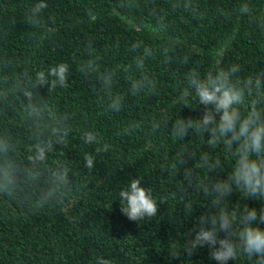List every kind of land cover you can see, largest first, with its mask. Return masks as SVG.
<instances>
[{"label": "trees", "instance_id": "16d2710c", "mask_svg": "<svg viewBox=\"0 0 264 264\" xmlns=\"http://www.w3.org/2000/svg\"><path fill=\"white\" fill-rule=\"evenodd\" d=\"M36 2L0 0V89L9 90L6 99L0 97V131L15 136L20 144L17 156H26L31 124L23 120V96L13 85L26 84L37 70L68 63L67 87L51 94L47 85L33 91L70 117L67 143L57 146L49 161L67 163L73 184L61 199L44 207L35 203L43 194V180L13 199H0V264H97L100 257L112 264H218L207 245L191 256L183 250L179 257L171 255L194 238L197 220L208 206L197 196L192 213L185 215L189 201L182 203L176 189L182 175L164 169L185 147L197 157L208 153L221 160V178L233 163L222 144L210 149L191 132L184 141L174 140L169 120L155 133L151 122L202 115L204 106L198 101L181 99V82L193 68L204 74L236 65L243 76L264 70V0H45L41 26L31 21ZM244 4L248 13L239 11ZM138 42L154 50L146 67L156 87L133 96L129 81L139 73L131 46ZM89 45L97 67L116 72L112 91L126 97L119 113L104 110L99 83L79 71ZM84 130H95L109 150L97 153L99 145L85 144ZM86 153L94 156V168L85 167ZM194 164L195 158L186 153L185 166ZM197 175L203 179L205 172L197 169ZM141 177L142 186L167 194L168 200L157 217L139 222L123 214L118 194L131 179ZM228 201L232 208L239 203L258 211L264 203L241 198L236 191ZM228 264L252 262L242 257Z\"/></svg>", "mask_w": 264, "mask_h": 264}, {"label": "clouds", "instance_id": "9594fccd", "mask_svg": "<svg viewBox=\"0 0 264 264\" xmlns=\"http://www.w3.org/2000/svg\"><path fill=\"white\" fill-rule=\"evenodd\" d=\"M48 7L45 0H37L31 8V21L41 26L40 14ZM241 13H248L247 4L240 7ZM131 50L137 55L134 64L137 78L129 81V93L143 95L156 87V80L147 72L146 62L154 55L148 45L134 43ZM88 58L79 66V71L86 78H95L103 96L101 104L106 112L119 113L123 110L126 97L112 91L116 72L111 69L101 71L93 57V50L87 48ZM167 62V60L165 61ZM184 64L188 60H184ZM70 65L59 62L47 70H37L26 84L15 82L13 89L22 94V117L31 124V146L23 158L17 156L19 141L7 131H0V199H13L26 187L39 184L43 180V194L35 203L38 207L50 205L70 191L71 172L65 162H50L57 146L67 143L72 132L70 117L60 112L42 97L38 91L48 86L51 94L58 87L65 88L69 83ZM182 83L181 99L191 97L203 105L202 115L198 119L191 117L154 119L151 130L155 133L164 120H169L171 136L174 140L184 141L191 132L195 137L205 140L210 149L223 145L233 167L225 178L219 159H211L208 153L199 157L188 147L179 152L169 168L174 175H182L176 185L184 204L185 215L193 211L194 198L202 195L208 211L200 214L197 220L198 231L194 238L187 239L171 255L179 257L181 250L191 256L195 250L205 245L209 248L210 258L218 264H228L240 258H246L252 264H264V203L259 211L247 204L229 206L228 197L234 192L241 198H251L264 202V70L247 76L240 74L236 65L217 67L202 74L193 68L185 74ZM8 89H0V97L6 99ZM196 104V105H197ZM193 107L189 103H184ZM135 129L137 125H131ZM207 134V138H205ZM81 139L88 145H99L97 153L107 152L110 145L102 142L95 130H84ZM186 153L195 158L192 167L186 165ZM85 167L94 168V156L86 153ZM197 169L205 172L203 179L197 175ZM182 170V171H181ZM215 173V176H210ZM131 179L128 185L119 191L121 211L132 221H146L157 217L160 205L168 200L167 194H154L151 186L144 187L141 180ZM191 188V192L188 191ZM220 233L224 235L221 236ZM97 264H112L111 260L97 258Z\"/></svg>", "mask_w": 264, "mask_h": 264}]
</instances>
